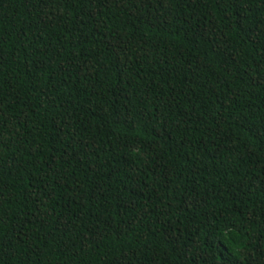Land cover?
<instances>
[{"label": "trees", "instance_id": "obj_1", "mask_svg": "<svg viewBox=\"0 0 264 264\" xmlns=\"http://www.w3.org/2000/svg\"><path fill=\"white\" fill-rule=\"evenodd\" d=\"M0 264H264V0H0Z\"/></svg>", "mask_w": 264, "mask_h": 264}]
</instances>
